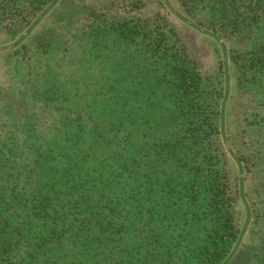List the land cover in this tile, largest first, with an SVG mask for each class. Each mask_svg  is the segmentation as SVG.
<instances>
[{
	"label": "trees",
	"instance_id": "16d2710c",
	"mask_svg": "<svg viewBox=\"0 0 264 264\" xmlns=\"http://www.w3.org/2000/svg\"><path fill=\"white\" fill-rule=\"evenodd\" d=\"M61 1L0 0V264H264V0H81L40 32Z\"/></svg>",
	"mask_w": 264,
	"mask_h": 264
},
{
	"label": "rangeland",
	"instance_id": "374dc122",
	"mask_svg": "<svg viewBox=\"0 0 264 264\" xmlns=\"http://www.w3.org/2000/svg\"><path fill=\"white\" fill-rule=\"evenodd\" d=\"M80 1L81 0H64L59 2L48 14L46 22L39 25L37 29L40 32H45L51 36L63 34L67 31L69 23L73 19L75 12H78L79 9H76L75 6ZM175 20L177 21V23H175L176 30L189 45V48H192V54L198 61L201 62L203 70L212 74V72L217 69V56L215 49L212 47L202 48L203 45L200 40L201 36L198 33L196 34L195 31L187 29L181 21L177 19ZM193 36L199 38V40L195 39Z\"/></svg>",
	"mask_w": 264,
	"mask_h": 264
}]
</instances>
